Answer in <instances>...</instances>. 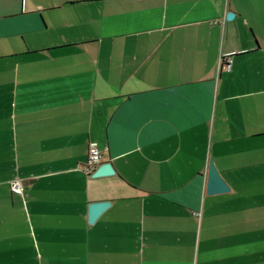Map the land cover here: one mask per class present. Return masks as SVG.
Returning <instances> with one entry per match:
<instances>
[{
    "label": "crops",
    "instance_id": "0c3cea01",
    "mask_svg": "<svg viewBox=\"0 0 264 264\" xmlns=\"http://www.w3.org/2000/svg\"><path fill=\"white\" fill-rule=\"evenodd\" d=\"M0 264H264V0H0Z\"/></svg>",
    "mask_w": 264,
    "mask_h": 264
},
{
    "label": "water",
    "instance_id": "95a60500",
    "mask_svg": "<svg viewBox=\"0 0 264 264\" xmlns=\"http://www.w3.org/2000/svg\"><path fill=\"white\" fill-rule=\"evenodd\" d=\"M113 173L114 170L109 162H101L94 171V173L92 174V176L99 177V176L110 175ZM227 190H228V186L226 182L220 176L213 162L210 161L209 170H208L207 193L215 194V193L225 192ZM109 203L110 202L108 201H100L90 204L89 215H88L89 222L93 223L100 215V213L106 207H108Z\"/></svg>",
    "mask_w": 264,
    "mask_h": 264
},
{
    "label": "built area",
    "instance_id": "2783aa9c",
    "mask_svg": "<svg viewBox=\"0 0 264 264\" xmlns=\"http://www.w3.org/2000/svg\"><path fill=\"white\" fill-rule=\"evenodd\" d=\"M231 58L230 56L224 57L220 62V68L224 70H230L231 68ZM101 163V154L94 142H90L89 144V152L86 162L83 164L81 170L87 174L91 175L94 173L98 165ZM10 189L14 194H21L22 187L21 181L19 178H14L10 181Z\"/></svg>",
    "mask_w": 264,
    "mask_h": 264
}]
</instances>
